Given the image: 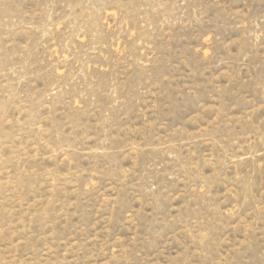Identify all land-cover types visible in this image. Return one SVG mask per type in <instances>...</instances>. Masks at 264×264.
Segmentation results:
<instances>
[{
	"label": "rangeland",
	"instance_id": "1",
	"mask_svg": "<svg viewBox=\"0 0 264 264\" xmlns=\"http://www.w3.org/2000/svg\"><path fill=\"white\" fill-rule=\"evenodd\" d=\"M0 264H264V0H0Z\"/></svg>",
	"mask_w": 264,
	"mask_h": 264
}]
</instances>
